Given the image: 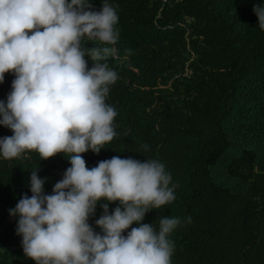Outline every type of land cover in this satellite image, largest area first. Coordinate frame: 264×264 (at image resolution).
<instances>
[{
	"label": "trees",
	"instance_id": "obj_1",
	"mask_svg": "<svg viewBox=\"0 0 264 264\" xmlns=\"http://www.w3.org/2000/svg\"><path fill=\"white\" fill-rule=\"evenodd\" d=\"M103 2L89 0L96 11ZM107 3L119 18L117 52L107 61L118 79L105 101L117 112V136L99 153H81L86 166L114 156L165 165L175 200L141 223L158 230L160 217L180 219L168 237L172 264H264V30L253 11L264 0ZM84 41L88 48L98 43ZM4 76L6 103L15 73ZM11 135L0 124V138ZM68 167L62 152L47 159L35 151L10 160L0 155V264H37L25 255L19 216L9 210L24 194L31 197V171L47 178L44 193L53 194ZM105 203L109 214L123 210L118 200L97 202L88 223L101 235L95 221Z\"/></svg>",
	"mask_w": 264,
	"mask_h": 264
},
{
	"label": "clouds",
	"instance_id": "obj_2",
	"mask_svg": "<svg viewBox=\"0 0 264 264\" xmlns=\"http://www.w3.org/2000/svg\"><path fill=\"white\" fill-rule=\"evenodd\" d=\"M253 11L264 30V6ZM118 19L107 0L99 11L89 0H0V82L15 73L6 103L0 101V124L13 132L0 138V155L10 160L35 151L47 159L62 152L71 164L53 194L44 193L47 178L31 171V197L24 194L9 210L19 216L25 255L37 264H172L168 237L180 219L162 216L158 230L141 223L148 211L175 200L177 185L169 186L165 165L114 156L89 169L81 155L99 153L117 136V112L105 101L118 79L107 62L117 52ZM85 37L98 43L88 48ZM102 198L118 200L123 210L109 214L101 205L95 221L101 235L88 219ZM133 222L138 226L122 235Z\"/></svg>",
	"mask_w": 264,
	"mask_h": 264
}]
</instances>
